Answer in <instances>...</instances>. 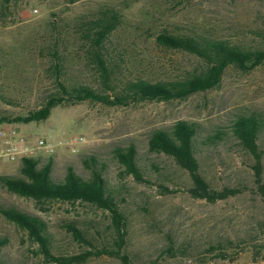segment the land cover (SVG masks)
Listing matches in <instances>:
<instances>
[{
  "label": "rangeland",
  "instance_id": "rangeland-1",
  "mask_svg": "<svg viewBox=\"0 0 264 264\" xmlns=\"http://www.w3.org/2000/svg\"><path fill=\"white\" fill-rule=\"evenodd\" d=\"M104 7L122 15L109 48L127 79H167L201 65L190 54L157 45L155 37L164 29L264 48V0H80L73 4L13 0L9 5L0 0V117L25 116L37 108L41 95L55 90L45 69L51 63L48 47L58 33L59 48H67L65 73L75 82L103 88L80 58L72 23ZM263 110L264 62L249 71L231 66L216 88L184 100L143 101L126 107L64 103L45 121L10 124L26 136L52 144L64 139L76 142L75 152L65 145L55 146L53 154L43 152L37 158L39 168L52 160L54 180H63L69 168L89 179L90 171L82 161L97 159L117 192L127 264H264V193L259 188L264 184V154L262 180L256 184L251 157L230 135L203 146L199 161L210 186L239 191L210 203L192 198L187 173L171 157L151 152L147 146L152 132L168 129L179 120L198 123L208 134L227 131L238 115ZM129 144L136 147L147 183L135 181L114 156L116 147ZM260 144L264 150V132ZM19 168L20 163L0 161V175L19 177ZM0 206L16 207L45 221L61 256L78 255L94 246L112 247L116 239L109 213L89 204L39 203L0 186ZM71 224L85 233L90 245L72 237L67 231ZM0 236L8 240L0 249L4 264H52L44 261L24 230L1 215ZM85 264L122 263L104 256Z\"/></svg>",
  "mask_w": 264,
  "mask_h": 264
},
{
  "label": "trees",
  "instance_id": "trees-1",
  "mask_svg": "<svg viewBox=\"0 0 264 264\" xmlns=\"http://www.w3.org/2000/svg\"><path fill=\"white\" fill-rule=\"evenodd\" d=\"M9 5L13 0H1ZM80 0H68L73 4ZM122 23L121 13L111 7L99 9L90 17L77 19L72 23L73 34L78 43V52L86 67L91 68L99 78L103 88L92 87L75 82L65 73L68 61L67 48H59L60 33L48 47L50 64L45 72L53 79L55 90L46 91L40 97L38 106L25 116L15 118L0 117L3 123H32L49 118L51 111L64 103L77 104L83 101L101 103L109 107H126L143 101L184 100L189 96L216 88L226 69L234 66L249 71L264 62V48H247L222 38L206 37L198 34H175L161 30L155 42L165 49L190 54L200 61V66L167 79L149 80L146 78L127 79L123 77L119 61L114 60L109 48V40ZM71 28V27H70ZM117 56L121 53H117ZM229 131V132H228ZM264 132V110L238 115L226 130L219 129L204 133L201 125L185 120L176 121L170 128L156 130L147 139L149 151L163 153L173 159L189 178V195L194 199L213 203L239 193L237 189H213L201 172L199 154L203 146L222 141L230 135L240 149L252 159L254 181L262 180V158L264 150L260 144ZM115 158L125 172L139 183H147L140 165L137 163V150L134 144L116 147ZM38 159H24L20 162V176L0 175V186L19 196L37 202L60 201L85 203L109 213L116 239L113 246L92 247L78 255L61 256L57 254L54 238L47 224L41 218L28 214L16 207L0 206V215L7 221L24 230L38 246V252L47 263L85 264L92 258L110 257L127 264L123 253L125 244L124 218L117 204V192L103 175L95 157H87L82 163L90 171V178L83 179L71 168L63 180L51 176L52 160L41 168ZM264 193V184L259 187ZM164 192H168L165 189ZM72 237L82 243L91 244L85 233L74 224L67 226ZM8 244L0 236V249ZM0 264H4L0 258Z\"/></svg>",
  "mask_w": 264,
  "mask_h": 264
},
{
  "label": "built area",
  "instance_id": "built-area-1",
  "mask_svg": "<svg viewBox=\"0 0 264 264\" xmlns=\"http://www.w3.org/2000/svg\"><path fill=\"white\" fill-rule=\"evenodd\" d=\"M75 144V141L68 139L52 144L44 138L26 136L11 124H0V161L20 163L24 159H37L43 152L53 154L55 146L63 145L67 146L70 152H75Z\"/></svg>",
  "mask_w": 264,
  "mask_h": 264
}]
</instances>
